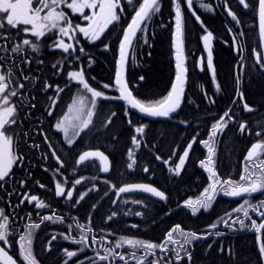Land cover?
Instances as JSON below:
<instances>
[{
	"label": "trees",
	"instance_id": "obj_1",
	"mask_svg": "<svg viewBox=\"0 0 264 264\" xmlns=\"http://www.w3.org/2000/svg\"><path fill=\"white\" fill-rule=\"evenodd\" d=\"M181 2L182 10H187L184 0ZM251 2L255 5V0H251ZM231 3L236 4L234 0H231ZM160 4L161 11L148 20L144 27L145 31L140 33V38H137L134 44L127 71L130 86L135 95L143 101L155 102L162 99L169 92L175 77L172 48L174 7L172 0H163ZM237 7V16L241 21L239 25L233 20H225L221 17L208 16V18H203L205 27L214 32L216 37L214 50L215 83L209 71L204 69L199 72L196 64L203 50L201 41L203 31H200L192 17L188 16L187 19L184 17V39L189 57V83L183 106L172 119L168 121L146 119L130 111L125 103L117 99H98L93 124L90 125L88 131V138L91 148L101 149L112 161V170L106 180L112 182L113 173L117 176L121 175L124 180L117 183L119 185L131 181H150V175L154 174L152 182L164 190L168 196L165 200H156L142 194H129L118 203L134 204L137 207L136 212H140L141 215L136 219L123 216L121 220L119 216H116L107 221L105 218L104 225L101 224V219L97 215L92 223V227L96 230L107 226L108 229L112 230V233L122 229L124 235L128 232L136 236L137 240L161 243L169 225L165 224V206L170 204L174 207L178 205L180 207L182 198L189 196L185 194L178 178H172L170 182L166 181L164 173L167 165L163 161L168 160V164L172 166L175 156L179 158L195 137L196 142L190 149L188 156L191 163L192 160L195 163L192 164L193 167L188 169V172H196V178L201 184L200 187L205 188L211 181L209 180V173L199 163L201 160H205L208 155L204 152L200 141L209 139L212 125L229 109H231L232 119L225 118L228 120L227 127L220 133L219 137L214 138V142H216L214 167L221 180L232 176L235 178L236 174L242 173V163L248 147V138L245 132H240L239 124L247 122L249 126L253 118L259 120L257 123L263 122L261 119L264 117L262 114L264 108V72L260 64L256 63L254 52V50L259 51L254 10H245L239 5ZM121 19V21L109 25L98 40L92 41L80 37L78 38L79 43H76L78 45L76 51L83 47L87 55L91 54L92 61H96L91 69L92 85L95 88L105 90L110 97H116L113 79L116 72L118 47L124 27L128 22L124 18ZM187 26L190 27L189 33ZM228 27L233 30L237 27L238 34L244 33L243 36H240L244 56L240 63L238 58L235 60L239 63L237 67L235 62H232L231 41L227 34ZM227 45L230 49L224 48ZM63 56L66 55L63 54ZM241 64L244 65L243 70L239 67ZM141 76L144 77L142 81L139 79ZM238 78L239 83H237ZM104 84H109L110 87L105 89L103 88ZM216 84L220 86L219 91H217ZM237 86H240V90L243 91L247 103L254 106L253 114H246L243 107L233 106L234 97L231 95H235ZM125 111H127V115H125ZM113 112L116 113L115 116L111 115ZM109 118L112 122L107 124ZM129 120H131V124ZM182 121L188 125L184 126ZM106 124L107 126H105ZM141 125L146 126L142 136L135 133V128ZM255 128L258 126L256 125ZM150 132L157 136L154 139L155 144L148 146L146 141ZM133 135H137L138 139L141 140V146L139 149H135L136 169L129 170L127 168L129 162L127 150L134 147L131 144ZM82 141L83 138L77 143H82ZM157 156H160L161 159L157 160ZM145 167L149 169L148 172L144 171ZM75 180L69 183L70 186L75 184ZM90 184L91 182L85 176L79 186H89ZM134 200H139L142 203H133ZM226 208L224 203H218V199H216L214 207L209 211L216 223L226 214ZM181 213L187 225L194 228L193 232L198 235L208 233L204 232L203 229L200 232L198 231L200 228L196 229L194 225L196 220L191 218L186 208H182ZM237 216L239 215L236 213L231 214L233 220ZM173 220L175 219L170 221ZM206 220L208 219L203 221V226L207 222ZM131 224L135 225L133 230ZM234 228L239 229V225H234ZM245 230L227 228V231H220L223 232L220 236L211 237L209 234L206 239L193 241L194 250L191 264H262L257 247V235L252 231L247 232ZM261 236L264 242V230H262ZM209 245L211 248L208 247ZM221 246L224 248L223 252L220 251ZM142 253L144 250L140 249V254ZM161 257H163V253L157 249L155 256H148V261ZM161 264H163V260ZM184 264H189L187 257L184 259Z\"/></svg>",
	"mask_w": 264,
	"mask_h": 264
},
{
	"label": "snow or ice",
	"instance_id": "obj_2",
	"mask_svg": "<svg viewBox=\"0 0 264 264\" xmlns=\"http://www.w3.org/2000/svg\"><path fill=\"white\" fill-rule=\"evenodd\" d=\"M129 5L133 4V0H127ZM174 11H175V26L172 35V47L174 49V58H175V77L174 82L171 85L170 91L162 99L145 103L142 100L138 99L133 95L132 91L129 90L128 83L123 78V70L126 60V48L132 45L133 39L136 37L137 32H144L145 29L142 25L153 15L161 11L160 0H139L138 6L135 8V14L132 16L131 22L127 25L123 32V38L119 44V59L116 61L117 68L115 72V86L119 92L118 97H107L103 91H99L96 88L90 86L88 81L85 79L83 70L80 71H69L67 73L68 79L74 81L82 86V88L90 93V97L84 95H79L73 99L72 103L67 106V111L63 116L55 123V129L63 132L66 142L69 146L73 145L75 142V137H78L81 132L85 129H88L90 125L93 124L94 110L97 106L98 99H120L125 101L132 109H138L141 113L147 114L152 117H169L172 113L177 112L181 107V103L184 96L185 84L187 80V67L185 66V55H184V24L183 16L181 9L180 0H172ZM238 3L245 9H253L254 14L257 17V26H258V35L260 40L261 47H264V0H255V5L251 0H238ZM188 8L191 10L193 5V0H187ZM202 7L208 8L211 10L210 5H201ZM227 7V5H226ZM65 9L70 10L71 14H77L79 18H82L86 22L85 25L79 23L74 24L71 18V14ZM85 9L89 10V14H85ZM123 12V7L121 6L120 0H0V39L10 41L15 40L21 36L23 37H33L35 41L41 40V38H48L52 40L50 44L51 50L59 49L63 53L72 56L76 51V47L71 42H65L63 37H67L69 41H76L78 44L77 33L82 34L85 38H90L92 41L98 40L100 36L105 32V30L112 25L114 22L120 20V14L117 10ZM194 14V13H193ZM227 14L232 18L237 25L241 23L237 14L233 12L230 8L227 9ZM196 19L199 21V17ZM202 23V22H201ZM231 31V29L229 30ZM55 34L56 37L49 34ZM243 36L244 33L239 34ZM204 41V46L207 49V58H206V67L210 70L213 82L216 81L215 67L213 65V53L209 46V42L213 39V34L208 31L202 37ZM235 39V38H234ZM34 40L29 38H22L20 43L15 44L11 47L13 53H23V46H28L33 52H38L40 45ZM147 43V40H145ZM107 48V45H105ZM3 51H8L7 47L3 48ZM81 53L84 52L83 47L79 49ZM255 52L256 63L260 64L261 68H264V55L260 52ZM3 59V57H0ZM74 59L79 60V56H75ZM32 61H25L26 64H30ZM38 63H43V61H38ZM61 61H57L52 65L53 68H56ZM204 57L200 58V68L204 70ZM240 69L243 70L244 65L241 64ZM11 76V70H9L8 75L0 74V182H6L13 174V167L17 165L18 161L23 160V156H18L15 150V144L13 139L14 130L13 125H17L18 122V110L17 106L12 103L11 97H16L18 91L9 88V77ZM28 79V77H25ZM94 79V78H93ZM141 81L144 77L139 78ZM239 78L237 83H239ZM20 89L24 88V84H19ZM51 84L45 83L43 86V91H47L52 88ZM109 84H104L103 88L108 89ZM217 91L220 90L219 84H216ZM56 96H59V93L64 91V88L56 86ZM239 92V101H244L243 91ZM53 99V98H50ZM214 103V101H212ZM237 101H234V103ZM56 104V100L53 99L52 107ZM31 107H35L34 104ZM243 110L246 112H253L255 109L252 108L247 102L243 103ZM231 109L224 112L223 116L214 123L211 127V133L208 140L200 141L207 148V158L206 160H201L200 166L209 173V180L211 183L207 188L204 189L202 197L197 200H187L184 202V206L191 209L192 214L195 215L201 208L207 210L211 206V201L214 198V195L217 191V186H221L225 195L232 197H240L244 194H253L257 192L264 193V140L253 143L251 148L247 151L245 160L248 162L243 169V174L240 175L239 181L236 180H221L218 172L215 170L213 159L215 155L214 147V138L218 133H222L223 130L228 125V120L232 119ZM125 111V115H127ZM48 115H53L51 110L48 111ZM115 116L116 113L111 114ZM225 118H228L226 120ZM111 118L108 119L107 124H110ZM131 124V120H129ZM183 123V121H182ZM107 124L105 126H107ZM145 125H141L135 128V133L143 135L145 131ZM72 130V135H69V130ZM248 129L246 123L239 124V130L241 133H244ZM27 135V133H25ZM257 136H260L261 133H256ZM47 140V137H45ZM213 141V143H210ZM196 142L195 137L193 141L190 142L186 149L183 151V155L179 157V163L176 164L174 169H169L174 171L176 175L180 174L181 169L185 165L186 158L189 156V150L192 148L193 143ZM131 144L133 148L127 150V168L133 170L134 166L137 163L135 149H139L141 146V140L138 139L137 135H133L131 138ZM36 147H39L36 145ZM52 155L56 158L57 162L63 167V162L60 160V157L56 156V153L53 152ZM157 160H160L161 157L157 156ZM93 160H98L100 164V170L104 173L110 171V162L109 157L104 154V152L95 150V151H84L82 152L78 160L76 161L77 165L85 164ZM163 163L168 164V160H164ZM145 172H148L147 167L144 168ZM82 179H76L75 185H80ZM37 183H39L37 181ZM21 187L24 186V182L20 181ZM3 186V183H0V187ZM40 187H45L43 184H40ZM115 188V186H113ZM92 189H90L91 191ZM134 191H142L144 193H150L153 196L159 197L161 200L166 199V195L163 191L158 190L157 188L148 185V184H126L122 187H119L116 190L117 196L122 193H130ZM55 195L57 197L65 196L68 199L73 197V191L69 190L65 193L64 187L60 183H56L55 186ZM87 195V192L81 194L79 199L76 200V203H79ZM27 200L29 204L35 202V207L37 209H42L47 207V205L40 200L36 195H25L24 199L20 201V204H23ZM133 203H142L139 200H134ZM19 207V205H17ZM249 209L252 212L257 213L261 218H264V200L260 201L258 204H250L248 200H245L243 204L234 209L236 213H243L244 218L239 216L236 219L231 218V214H227L229 219L221 218V222L225 227L232 230H245L249 227L254 230L256 233H260L261 230H264V222L257 223L256 220L251 219L249 215ZM127 214V213H126ZM136 215H141L140 212L135 213ZM117 215L116 212H112L108 216V220H111ZM52 215H46L41 218V223L44 221H52ZM245 219L250 220V225L245 223ZM56 221L63 222L62 217H55ZM238 224L239 229L234 228V225ZM217 224L210 225V228H217ZM77 227H83V225H77ZM135 227V225H133ZM28 232L25 235L19 236V249L20 256L26 264H39L36 257L33 255L32 251V229L40 228V223H32L27 225ZM71 228V225H69ZM91 231V229H89ZM181 233L183 236V244L181 249L183 250L189 264L192 261V253L188 247L185 245H191L193 241L199 239H206L207 235L211 233H206L204 235H198L196 232H187L181 228L179 224L175 225L166 233V238L161 243L148 242L137 239H128L121 237L120 241L116 243V248H121L127 245L129 248L134 251L127 253L132 260L135 261V264H161L163 257L160 259H153L148 261V256H155V251L157 249L162 253H167L170 250L167 248V245L172 244L176 245L179 242L174 239L175 233ZM63 235V234H61ZM215 235L220 236L222 233L216 232ZM57 237L53 235L51 240L48 241V244L51 245ZM64 239H71L70 236H64ZM260 241V237H257ZM0 242L5 246L11 247V241L9 240V216L5 214L4 209L0 208ZM73 243L88 245V239L86 234H82L79 240H73ZM95 237H93L92 243H96ZM211 248V245L208 246ZM139 249L144 250V255L142 257L137 256V251ZM80 251H84V248H81ZM175 254L177 262L183 260L184 257L180 255V252L176 249H171ZM221 252L224 251V248L221 246ZM104 252L106 254L101 255L97 252L98 259L100 261H107L109 255H117L114 249L105 248ZM258 252L261 258V261H264V242H259ZM65 255L71 259L72 257L77 256L76 251H69L64 249ZM119 259L124 261V264H128V260L125 259V254H119ZM0 262L2 264H17V260L5 250V247H0ZM64 264H68V261L65 260ZM83 264V262H79ZM95 264V261L92 262ZM164 264H171V261H165Z\"/></svg>",
	"mask_w": 264,
	"mask_h": 264
},
{
	"label": "flooded vegetation",
	"instance_id": "obj_3",
	"mask_svg": "<svg viewBox=\"0 0 264 264\" xmlns=\"http://www.w3.org/2000/svg\"><path fill=\"white\" fill-rule=\"evenodd\" d=\"M163 0H160V3ZM139 0H133V4L129 5L127 0H120L121 6L123 7V12L120 14L125 16H131L135 14V8L138 6ZM187 2V0H184ZM70 13V10L65 9ZM184 13L187 11L184 9ZM71 14V13H70ZM85 14H89V10L85 9ZM75 16L77 14H71L73 23L75 24ZM79 24L85 25L86 22L79 18ZM56 37L55 34H49ZM77 36H83L77 33ZM22 38H29L35 41L33 37H19L15 40L6 41L0 39V74L8 75L9 70H11V76L9 77V88L10 90H17L18 95L16 97H11L12 103L17 106L18 110V122L17 125H13L14 130L13 139L15 144V150L18 156H23L22 161H18L17 165L13 167L12 176L3 183L0 187V208L4 209L6 215L9 216V240L11 241V247L5 246L0 242V247H5V250L17 260L19 264H26L20 256L19 249V236L25 235L28 232L27 225L32 223H40V228L32 229V251L33 255L38 260L39 264H64L62 260L64 257L68 261V264H124V261L119 259V254H122V247L116 248L115 245L109 244V240L105 235V230L102 228L96 232L93 228H90V223H84L83 227H77V225H82L79 218L82 217L86 219L88 216H95L90 210L94 207L93 203L78 204L75 203L76 198H71L72 203L67 202V197L61 196L57 197L55 195L56 183H59L60 177V164L57 162L56 158L52 155L53 152L56 156L60 157V160L67 164L66 171L67 175H73L75 168L74 163L76 160V153L69 146L66 141L59 142L58 140V130L55 129V123L61 118L62 111L65 104L68 103L73 97L74 81L68 79L67 73L69 71H75V56H79L81 59L84 54L81 52H75L72 56L63 53L61 50H51L50 44L51 39L41 38L39 41H35L40 45L38 52H33L28 46H23L24 52L17 54L11 51V47L17 43L21 42ZM65 42L69 41L67 37H63ZM75 45V44H74ZM7 47L8 51H3V48ZM66 55L65 57L63 56ZM53 57L54 64L57 61H61L56 68H53L51 64L48 63L49 59ZM32 61L30 64H26L25 61ZM38 61H43V63H38ZM86 64L89 60L86 56ZM28 77V79H25ZM24 84V88L20 89L19 84ZM51 84L53 87L48 89V94L44 96L43 86L44 84ZM56 86L64 88V91L56 96ZM233 98L232 103L237 107H243V103L247 102L245 97L244 101H239L238 96L231 95ZM53 98L56 100V104L52 107ZM234 101H237L234 103ZM34 104L35 107H31ZM254 108V106H251ZM264 109V108H263ZM51 110L53 115H48V111ZM254 112V111H253ZM253 112H246L253 114ZM258 128L255 130L256 133H261L256 141L264 140V123L260 125L253 122ZM27 133V135H25ZM47 137V140L45 139ZM38 145L39 147H36ZM248 162L244 160L243 169ZM86 171H90L91 164L86 163L83 165ZM233 180L231 177L227 178ZM225 179V180H227ZM20 181L24 182V186L21 187ZM37 181L39 183H37ZM236 181H239L236 180ZM40 184L45 187L41 188ZM197 186H201L197 178L192 181V190H199ZM90 189H92L90 191ZM82 193L87 192L89 194H100V221L103 225L105 222V211H106V193L102 192L100 189L95 188H85L81 190ZM216 196L227 199V195L224 194L221 186H217ZM25 195L31 196L36 195L40 200H42L47 207L42 209H37L35 207V202L29 204L27 200L23 204L20 201L24 199ZM249 194H246V196ZM255 197H259L256 204L264 200V193L257 192L253 193ZM19 205V207H17ZM200 214V213H199ZM199 214L197 216H199ZM46 215H52L54 218L52 221H44L41 223V218ZM251 219L257 221V223L264 222V218H261L257 213H251L249 211ZM55 217H62L63 222L55 220ZM176 221L177 218H173L170 212H168L167 223ZM246 223L250 225V220L245 219ZM181 223V216L179 218ZM176 223V222H174ZM71 225V228H69ZM91 229V231H89ZM63 234V235H61ZM82 234L87 235L88 245L73 243V240H79ZM55 235L57 238L52 241L51 245L48 241L51 237ZM64 236H70L71 239H64ZM93 237L96 239V243H92ZM178 242L181 241V237H174ZM109 247L114 249L117 255H109L107 261H100L96 255L99 252L101 255L106 254L104 249ZM84 248V251H80ZM167 248L170 250L165 253L168 261L174 264L173 258L175 256L171 249H176L179 251V243L176 245L169 244ZM64 249L69 251H76L77 256L69 259L65 253ZM180 252V251H179ZM181 255V253H180ZM182 257H184L182 255ZM125 259L131 260V264H135L129 256H125ZM184 260V259H183ZM183 260L175 263L182 264ZM2 264V262H0Z\"/></svg>",
	"mask_w": 264,
	"mask_h": 264
},
{
	"label": "water",
	"instance_id": "obj_4",
	"mask_svg": "<svg viewBox=\"0 0 264 264\" xmlns=\"http://www.w3.org/2000/svg\"><path fill=\"white\" fill-rule=\"evenodd\" d=\"M258 23V22H257ZM134 40V39H133ZM133 43V42H132ZM262 48V52H263V55H264V47H261ZM130 49H131V46L126 48V60H125V65H124V70H123V78L125 79V73H126V66H127V62H128V57H129V53H130ZM119 59V57H118ZM126 81V80H125ZM186 83H187V80H186ZM134 110H137L141 115L143 116H146V117H152V116H149L147 114H144V113H141L138 109H134ZM152 118H167V117H152ZM150 194V193H148Z\"/></svg>",
	"mask_w": 264,
	"mask_h": 264
},
{
	"label": "bare ground",
	"instance_id": "obj_5",
	"mask_svg": "<svg viewBox=\"0 0 264 264\" xmlns=\"http://www.w3.org/2000/svg\"><path fill=\"white\" fill-rule=\"evenodd\" d=\"M48 63H49V64H51V65H53V64H54L53 57L49 59ZM48 92H49L48 90H47L46 92H45V91H43V94H44V96H46V95L48 94Z\"/></svg>",
	"mask_w": 264,
	"mask_h": 264
}]
</instances>
